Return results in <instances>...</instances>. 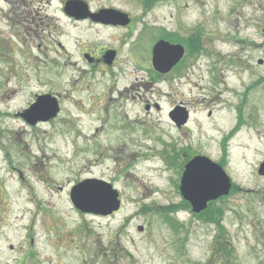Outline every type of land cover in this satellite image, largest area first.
Wrapping results in <instances>:
<instances>
[{"label": "rangeland", "instance_id": "374dc122", "mask_svg": "<svg viewBox=\"0 0 264 264\" xmlns=\"http://www.w3.org/2000/svg\"><path fill=\"white\" fill-rule=\"evenodd\" d=\"M65 1L0 0V264H264V0H81L126 13L127 29L73 22ZM158 40L182 44L179 69L131 89ZM81 46L119 51L120 95L71 65ZM44 93L59 114L27 124L19 113ZM180 102L177 131L167 111ZM191 154L233 187L199 214L178 190ZM86 178L109 182L119 211L77 210L69 190Z\"/></svg>", "mask_w": 264, "mask_h": 264}, {"label": "water", "instance_id": "95a60500", "mask_svg": "<svg viewBox=\"0 0 264 264\" xmlns=\"http://www.w3.org/2000/svg\"><path fill=\"white\" fill-rule=\"evenodd\" d=\"M68 15L76 18H91L103 24L126 25V14L111 9H102L97 13H89L87 5L80 0L67 1L64 7ZM109 52L108 56L111 58ZM183 54L179 45H171L164 41L155 44L152 53L153 66L166 71L173 66ZM58 108L54 98L50 96L39 97L22 116L30 124L38 120H48L55 116ZM176 122H186L187 113L178 108L174 111ZM258 174L264 175V161L260 164ZM230 180L222 168L206 157L196 156L186 166L181 178L180 192L189 202L194 213H199L207 207V203L221 196H226L230 189ZM70 199L73 205L82 212L108 215L118 211L120 201L118 193L109 183L85 179L75 184L70 190ZM137 229L142 231V227Z\"/></svg>", "mask_w": 264, "mask_h": 264}, {"label": "flooded vegetation", "instance_id": "af4514ba", "mask_svg": "<svg viewBox=\"0 0 264 264\" xmlns=\"http://www.w3.org/2000/svg\"><path fill=\"white\" fill-rule=\"evenodd\" d=\"M68 19L72 20L73 22H90L96 26H99L101 28H114V29H127L130 28V20L128 22L127 25L124 26H120V25H105L102 24L100 22H95L93 20H91L90 18H84V19H77L74 16H68ZM154 45V44H153ZM87 47L81 46L79 51L77 52L78 54V61L76 63H72L71 65H77L78 70L80 71V76L85 75L87 73L90 74L91 79H94V76H98L100 79H103L102 81L106 80L105 77H109V84H108V89L105 90L107 84L106 81L104 82V84L101 86V93L97 95L99 96L98 98L101 99V97L105 96L106 93H104L105 91H109L110 93H117L118 95H120V90L118 89V82L120 80V78L125 74L126 72V68L123 67L122 64H120L121 59L118 56L119 51L116 48H112V47H89L88 51H87ZM109 52H113L111 54V58L110 56H108ZM183 60V58L179 59L171 68H169L167 70V72H159L157 70L154 69L153 65H152V60H151V54H150V58H148V64L146 66H141V68L135 67L134 71H132V75L134 76V81L129 85V87L131 89H133L134 87L136 88H141L143 91L148 89L147 91L152 90V86L157 85V84H161L162 82L165 81V78L168 77L176 68L179 69V64L181 63V61ZM133 59L129 58L127 59V63L128 62H132ZM124 66L126 67L127 64L123 63ZM129 64V63H128ZM131 64V63H130ZM133 65V64H131ZM141 75L142 78L141 80H139L136 76ZM130 75H126V78H129ZM102 81L99 82V84H102ZM107 82V83H108ZM157 83V84H156ZM93 88L90 84V82L85 83L84 88ZM128 88V87H127ZM154 88V87H153ZM129 90V89H128ZM145 91V92H147ZM95 92V91H94ZM39 95V94H35L34 96ZM57 96V97H56ZM56 99H57V103L59 106V111H60V100H59V95H56ZM96 97V96H94ZM92 97V101L93 98ZM107 99V98H105ZM97 100V99H96ZM114 100V98H108L107 100H105V103H111V101ZM148 100V99H147ZM101 101V100H100ZM149 103V102H148ZM97 106L99 107V103H96ZM185 107L183 105V103H176L173 106H171L168 111H167V119L170 123V125L177 131L182 130L185 125H180L179 122H176V115L174 114V111L179 108V107ZM151 109H159V106L157 103H153L152 106L146 104L144 106V110L148 111ZM187 109V107H186ZM59 114V113H58ZM55 118V117H54ZM52 118V119H54ZM49 121V120H48ZM192 154L189 155L187 158H185L184 160H182V167L185 165L186 162H188L191 158H192Z\"/></svg>", "mask_w": 264, "mask_h": 264}, {"label": "bare ground", "instance_id": "6f19581e", "mask_svg": "<svg viewBox=\"0 0 264 264\" xmlns=\"http://www.w3.org/2000/svg\"><path fill=\"white\" fill-rule=\"evenodd\" d=\"M150 1H152V0H149L148 2H150ZM197 51H192L191 52V54H195ZM243 125V124H242ZM233 129V128H232ZM231 129V130H232ZM234 133H235V131H234ZM243 133H245V132H243ZM158 154L159 153H154V155H152L151 153H149V154H144V158H142L141 160H142V163L143 164H152V162H153V160L154 159H156V156H158ZM250 154H253V151H251L250 152ZM105 159H109L110 157L108 156V155H106L105 157H104ZM90 166H95V164H90ZM152 191V193H154V192H156L155 190H151ZM91 222H92V220H91Z\"/></svg>", "mask_w": 264, "mask_h": 264}]
</instances>
